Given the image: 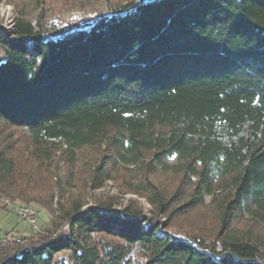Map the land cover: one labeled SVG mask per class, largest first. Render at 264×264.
Listing matches in <instances>:
<instances>
[{
	"label": "trees",
	"instance_id": "obj_1",
	"mask_svg": "<svg viewBox=\"0 0 264 264\" xmlns=\"http://www.w3.org/2000/svg\"><path fill=\"white\" fill-rule=\"evenodd\" d=\"M2 24L0 192L29 177L20 141L38 160L65 144L71 167L75 149L100 146L91 186L121 180L153 215L133 199L61 204L67 230L0 264H264V0H130L90 22Z\"/></svg>",
	"mask_w": 264,
	"mask_h": 264
},
{
	"label": "rangeland",
	"instance_id": "obj_2",
	"mask_svg": "<svg viewBox=\"0 0 264 264\" xmlns=\"http://www.w3.org/2000/svg\"><path fill=\"white\" fill-rule=\"evenodd\" d=\"M130 0H0V15L3 28L13 26L17 15L33 22L62 25L70 19L90 22L101 15L111 13L112 8ZM4 59L0 50V61ZM57 150L50 159H39L32 156L31 147L25 141L19 142L22 150L24 168L28 179L21 180L11 192H0V263L8 259L17 248L28 246L42 233L58 235L68 229V224L56 229L55 220L61 212V204L80 200L86 206L99 200L113 199L120 208L129 200H136L145 213L153 215L149 200L131 191H127L121 180L111 179L104 186L94 189L88 169V162L100 158L103 149L100 146H89L73 151V166L68 160L69 151L65 144L55 145ZM71 154V153H70ZM24 181V182H23ZM210 198H207V201ZM21 205L31 206L37 214L38 227H32L22 220L18 213ZM207 210V209H203ZM196 213V212H195ZM197 219L180 217L167 228L170 232L183 235L185 230L197 226L205 216ZM196 220V221H194ZM162 221L169 219L162 217ZM162 231L165 232L164 226ZM4 238V239H2ZM21 238L22 241H15ZM137 264V263H135Z\"/></svg>",
	"mask_w": 264,
	"mask_h": 264
},
{
	"label": "built area",
	"instance_id": "obj_3",
	"mask_svg": "<svg viewBox=\"0 0 264 264\" xmlns=\"http://www.w3.org/2000/svg\"><path fill=\"white\" fill-rule=\"evenodd\" d=\"M18 213L22 220L28 222L32 227H38L37 214L36 211L28 205H21L18 208ZM15 241H22L21 238H16Z\"/></svg>",
	"mask_w": 264,
	"mask_h": 264
}]
</instances>
